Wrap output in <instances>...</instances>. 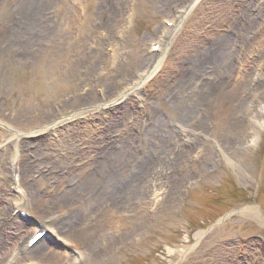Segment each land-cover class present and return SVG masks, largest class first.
Segmentation results:
<instances>
[{"label":"rangeland","instance_id":"rangeland-1","mask_svg":"<svg viewBox=\"0 0 264 264\" xmlns=\"http://www.w3.org/2000/svg\"><path fill=\"white\" fill-rule=\"evenodd\" d=\"M149 53L154 73L111 106ZM107 156L118 173H91ZM73 216L72 244L29 252L35 224ZM0 264H264V0H0Z\"/></svg>","mask_w":264,"mask_h":264},{"label":"bare ground","instance_id":"bare-ground-1","mask_svg":"<svg viewBox=\"0 0 264 264\" xmlns=\"http://www.w3.org/2000/svg\"><path fill=\"white\" fill-rule=\"evenodd\" d=\"M181 16H182V13L180 11L179 12L177 11L175 14L172 15L171 19H168L167 21H171V24L173 26L176 22H178V20L180 19ZM171 27H167L166 26L162 30L158 44H160V42H165V39H167L168 36L170 35L171 30H169V29ZM232 28H234V27H232ZM232 28L227 29L226 34H224L223 36H221L222 38H220V40H218V43L217 44L215 43L216 44L215 45V47H216L215 52H211L210 53V57H212V56L213 57H218V56H222V55H223L222 57H225V55L227 54V51H229L232 48L231 46L227 45L229 39L231 38L230 34H232V31L234 30ZM229 30H231V31H229ZM235 30H236L235 31L236 33L241 32L243 34L242 41H243V44H245L244 41L247 39L248 35L251 34V31L250 30L248 31V28H245L243 26L238 27V28H235ZM233 44L234 43L232 42V45ZM152 45H150V47H152ZM156 59H157V57H155L154 54L149 53L148 59H147L145 65H144V68L142 69V71L134 75V77L132 79V82H130L128 84L125 92L123 94H121L119 97H116L114 99V101L110 104L111 106L118 105L122 100H124L125 96L128 95L129 91L133 90L134 87L141 86L147 79L150 78L151 74H153L154 71H155V69H156V65H157V61H158V59L157 60ZM196 63L193 64L191 62V64L189 65V68H187V70L186 69L185 70L188 71V70H192L193 69V71H194V66L196 65ZM200 67L203 68L202 66L197 65L196 70L198 71L200 69ZM92 99L93 98H81L76 103L74 102V106H80V105L81 106H87V105H92L93 103H97V101H95V100L93 102ZM204 101H206V99H205V97H202L200 99V102L203 104ZM171 138L172 137L169 134V138L164 139L163 141H161V145L163 146V145L168 144V142H170ZM15 156L16 155H13L14 158L11 156V161L13 162L14 167H15V176L14 177L16 179V182L13 184V186L16 184V185H18L17 186L18 188L22 189L21 186H20V185H22L21 184V182H22V168H21V165H19V171H18L17 164L14 162V161H16ZM118 164H120V161H118L117 158H115V160H112V158H109L107 156L104 159L103 163L101 161H99L95 165H93V167L90 166V172L91 173L92 172L95 173L97 176H99V173H101L103 175L104 173H108L109 171L111 173H116L117 174L118 173V167H117ZM90 176H93V174H90ZM27 177H29V175H27ZM93 180H94L93 178H89V180H88L87 178L84 177V179L79 184H82L81 187L82 188H85L86 187V181L89 183L90 181H93ZM12 182H14V181H12V179H11L10 180V186H12ZM117 185L118 184L115 183V184L112 185V187H110L111 189L105 194L106 197L110 198V196H111L112 193H116V192H119L120 193L119 189L117 188L118 187ZM79 189L80 188L78 187V185H76L75 187H72L71 189L65 190L63 196L61 195L59 197V195H56V196L52 197L51 199H49V201L47 203V209L50 211L52 208L55 209V208L59 207L60 205L63 204L62 202L66 198L70 199V203L71 202L74 203V195L76 193H78V190ZM22 191H23V193L19 191V193L16 194L17 195V197H16L17 200L14 203L15 204V208H17L19 211H22L27 216H30V212L28 211V208L25 207V205H24V203L26 201V196L28 195L27 194L28 191L27 190H24V189H22ZM116 194H118V193H116ZM70 205H68V206H70ZM114 209H118V205L111 204V210H114ZM72 218H71V220L70 219L69 220H67V219L64 220V225H62L61 227H56V228H53V229H50V228L48 229V228H44L43 227V229H44V235L42 237H40L38 240H36L31 245V247L29 249V252L36 251L37 250V247L40 244V241L43 238H46L47 235H54L56 237H61L60 231H62V230L65 233L66 232L68 233V234H66V237H64L65 234L62 235L63 236V239L65 240V241H62V242H64L65 244H67V243H71L72 244V242H74V238L75 239L76 238L78 239V237L81 234L80 232H79L80 234L79 233H77V234L74 233V224H75L74 216ZM17 219H20V218H17ZM34 228L35 227H33L34 232L32 234H34L36 232L35 231L36 229H34ZM86 233L89 234V235H87ZM82 234H83L82 237L83 236L84 237L86 236L87 238H89V239L86 240L87 241V244H88L87 245L88 248H89V246H91V249H92V248L97 247L100 244L99 241L96 238V232H94V234H93L92 237H91V234L88 231H86V230L84 231V233L82 232ZM31 237L29 236L26 239V244H25L26 247L28 245L27 244L28 243V240ZM82 251H85V250L82 249ZM47 252L49 254H52L53 256H56V254L52 253L50 250H47Z\"/></svg>","mask_w":264,"mask_h":264}]
</instances>
